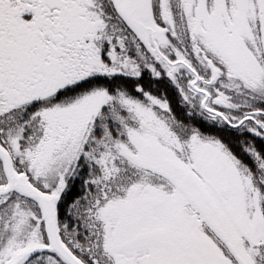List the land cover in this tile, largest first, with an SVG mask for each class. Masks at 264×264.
<instances>
[{
	"label": "snow or ice",
	"instance_id": "6c2138e0",
	"mask_svg": "<svg viewBox=\"0 0 264 264\" xmlns=\"http://www.w3.org/2000/svg\"><path fill=\"white\" fill-rule=\"evenodd\" d=\"M0 264H264V0H0Z\"/></svg>",
	"mask_w": 264,
	"mask_h": 264
}]
</instances>
